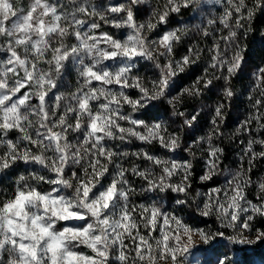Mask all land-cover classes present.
<instances>
[{"label":"snow or ice","instance_id":"snow-or-ice-1","mask_svg":"<svg viewBox=\"0 0 264 264\" xmlns=\"http://www.w3.org/2000/svg\"><path fill=\"white\" fill-rule=\"evenodd\" d=\"M145 3L147 0H28L21 6V0H0V174L21 162L32 166L40 162L47 167L45 153L50 150L59 157L51 161L55 181L51 176L41 177L34 182L35 189L27 192L18 183L10 195L0 198V264H180L179 257L190 252L195 237L200 242L196 251L207 253L217 245L227 248L225 232L197 227L179 214L193 204L192 199L176 196L174 211L151 202L136 203L127 191H121L127 182L125 169L113 165L97 170L98 165L113 160L109 141L101 137L113 123L123 132L118 121L122 109L131 105L141 108L146 116L157 117V122L136 132L144 124L137 118L129 132L146 142L158 140L169 152L175 151L179 141L176 137L166 141L171 133L162 131L157 114L177 109L182 117L185 96H200L215 88L209 75L219 71L225 81H231L243 71L246 46L241 40L252 30L250 22L256 13L264 11V0H218L224 11L208 19L206 27H196L204 37L224 29L227 35L213 36V46L207 49L212 53L210 64L186 85L183 80L191 76L189 69L204 51L199 44L190 45L186 54L176 58L174 49L188 34L187 25L168 27L154 39L145 33L179 24L175 16L198 0H158L150 6L147 19L139 21ZM217 21L221 29L214 28ZM105 24L126 30V36L104 30ZM140 60L150 62L156 70L153 78L138 74ZM69 65L75 67L77 87L66 99L60 86L65 72L72 70ZM253 76L248 98L254 111L235 133L250 131L254 121L257 131L264 129V66ZM129 90H135L136 95H130ZM233 95L231 85L225 87L222 98L211 108L208 133L194 136L187 148L180 149L195 157V147L206 157L202 182L212 181L219 171L224 149L214 141L224 135L228 101ZM187 116L184 145L185 137L198 130L201 112L193 109ZM74 129L80 130V142L87 144L91 175L76 182L75 206L69 209L53 201L71 188L72 181L64 179L66 176L84 174L79 167L73 172L75 161L69 159L77 150L60 147L72 140ZM88 130L94 135L86 137ZM202 144L207 145L206 150ZM254 144L264 145V140L250 139L244 148L240 159L247 157L248 168L241 165L225 184L197 192L191 208L201 217H215L223 229H231L233 234L227 240L233 245L264 243L262 229H255L254 239L244 235L253 230L254 218L264 217V195L253 203L246 194L252 184L248 172L255 159L264 157V151H255ZM137 155L161 170L156 183L147 171L136 169L134 174L143 176L145 184L169 193L191 191L190 160H163L149 151ZM176 173L183 182L166 179ZM54 188L57 191L53 192ZM258 188L264 193V182ZM217 262L235 264L219 257ZM203 264L209 261L205 259Z\"/></svg>","mask_w":264,"mask_h":264},{"label":"trees","instance_id":"trees-1","mask_svg":"<svg viewBox=\"0 0 264 264\" xmlns=\"http://www.w3.org/2000/svg\"><path fill=\"white\" fill-rule=\"evenodd\" d=\"M157 2L158 0H152L153 5ZM191 12L192 9L179 14L178 17L181 16L183 19L188 18L191 15ZM250 26L252 30L241 40V43L246 46L243 71L239 72L231 79V87L233 89L234 95L233 98L228 101L229 106L227 108L224 126L222 128L224 135L222 139L214 141L224 149V155L221 158L219 168L220 175H222V173L228 169L239 170L241 165H243L245 169L248 168L247 157L243 161L240 159V156L243 154V149L239 145L241 135H239V133H235V129L239 127L240 122L244 121L249 116V114L254 111L251 108V102L249 101L248 97L251 93L255 80L252 74L257 70L258 67L264 66V11L256 13L254 19L250 22ZM189 30L191 31H188V34L183 38V42L174 49L176 58L179 59L182 55L186 54L187 48L190 45L199 44L200 48H202L204 51L201 53L197 64L189 69L191 76L183 80L185 85L190 83L197 76L201 75L203 73V69L208 67L211 62L212 53L208 52L207 49L213 46V36L217 38L219 37L214 32L213 35L204 37L198 29L194 31L190 28ZM240 31L242 32L243 30L241 29ZM229 55L231 54L229 53ZM154 71L155 70H153L152 67L148 68L145 66L139 67L137 69L138 74L145 79L153 78L155 75ZM214 84L215 88H213L211 91L205 92L199 99H185L184 104L181 106V111L187 110L188 112H191L193 109H196L201 112L200 123L197 125L198 130L194 133L188 134L185 137V148H187V146L192 143L194 136L206 135L209 131L211 122V108L218 99L222 98L220 89L223 86V81H214ZM132 93L136 95L134 90ZM249 133H251L249 137L252 140H264V129L257 131L255 121L250 126ZM113 145L115 146V144ZM201 148L206 149L207 145L202 144ZM162 149L163 148H161L158 144L148 147V151L152 154H155L156 156V153H160L159 151ZM194 149L196 150V156L193 161L194 166L191 177V193L195 198L196 193L206 186L205 183L200 181V176L204 175L205 172L204 167L206 157L202 158L200 155L201 152L195 147L193 148V151ZM254 149L257 152L264 151V145L254 144ZM192 159L193 158L189 156L188 153H186V160ZM133 160L139 165L143 166L146 162L144 159L141 160V158L131 157L129 158V161H125V164L129 165ZM24 170L25 168H22L20 165H18L15 169H11L0 174V198L8 196L14 191V178ZM248 176L252 180V184L249 185V189L253 190L252 188L257 186L258 181L264 179V157L254 160L251 171L248 172ZM255 222L256 224H253V226L256 227V229L264 230V217L257 218ZM252 252L253 253L250 254L251 256L256 255L260 259H264V243L260 242L257 247L252 250Z\"/></svg>","mask_w":264,"mask_h":264},{"label":"clouds","instance_id":"clouds-1","mask_svg":"<svg viewBox=\"0 0 264 264\" xmlns=\"http://www.w3.org/2000/svg\"><path fill=\"white\" fill-rule=\"evenodd\" d=\"M218 3V0H216ZM239 31V29H237ZM148 33H145V36H147ZM157 50L160 51L159 46L157 45ZM167 59V58H166ZM187 70V69H185ZM223 73H220L219 71L214 72L213 74L209 75L208 79H211L213 81H223V86L220 89L221 95H223L225 87L231 85V81H225L223 79ZM66 99L67 95L64 93ZM200 96H185V99H199ZM165 101L168 100V97H163ZM216 103V102H215ZM215 103L213 106H215ZM123 115L119 118V125L121 128H123V132H120L116 128V124L113 123L111 127H105V131L102 135V139H107L109 141V150L113 153V160L111 162L106 163L105 165L97 166V170H100L101 167H110V166H117L122 167L126 170L125 180L127 181L124 183L121 187V191H127L130 198L133 200L136 197H143L147 201H150L153 204H159L163 207V201H166L169 198L170 194H174L175 196H180L182 198H188L193 200V204L189 206V208H192L195 206V198L192 196L191 191L188 193H179V192H171L167 191L166 189L157 190V188L154 185H147L144 183L143 176H138L134 174L136 169H139L141 172L147 171L149 174V178L158 183L159 178L161 175V170L157 171V167L153 166V164L150 162L146 167L141 168L138 163H136L134 160L130 162L129 165L125 164V161H129V158L135 157V158H141V156L137 155L138 153H144L145 151H148V147L155 146L158 144L161 148L167 149V147H162L158 140H150V141H143L137 138V136L134 133H130L129 129H132L135 127V122L137 118L144 121L143 128L142 129H136V132H142L147 130L149 127H151L153 124L157 122V117L152 116H146L141 108H137L134 106H126V108L122 109ZM184 116H179L177 114V109H172L168 113H165L163 111H160L158 116V122L162 126V131L167 130L171 135L166 136V141L168 139H171L173 137H176L179 141L177 148L175 151H172V153H177L180 151L181 148L184 147L183 144V138L185 135V122L188 120L187 116V110L184 111ZM113 120H116L115 117H113ZM81 128H83V118H82V124ZM79 131L78 129H74V135L75 139H72L70 142H66L64 145L60 146L63 148H67L69 151L71 149H76V153H73L69 156L70 160H74V167L73 172L75 171V168L79 167L83 169V175L80 176H73L69 175L66 176L64 179L72 181V186L70 189H67L66 192H61L60 197L55 198L53 201V204H57V202L62 203L64 206L68 207L69 209L73 208L75 206V191L77 184L76 182L79 180H87L89 176L91 175L88 172L89 167V155L87 151V144L84 142H80L79 137ZM178 133V135H177ZM94 135V133L91 132V130H88L85 132V136ZM139 141L142 142L145 147H133V142ZM115 144V148H112L111 145ZM127 145V146H125ZM206 150V149H205ZM56 151H59V148L56 149ZM188 155L191 156L190 151H187ZM202 157V152L200 153ZM193 159L190 160L192 166L193 161L195 157L191 156ZM163 160H170L171 157L165 158L163 156H160ZM45 159L49 161L47 167H44L40 164V162H36L35 166H32L31 164H25L27 167L24 171H21L15 178H14V190L17 187L18 183L23 184V190L29 191L35 189V183L40 180L41 177L45 176H51L53 181H55V173L52 171V164L51 161L53 159H59L53 151H49L45 153ZM129 175L133 177V179H129ZM135 178H139L140 183L136 184ZM171 183H181L183 182L182 176L179 173L174 174V177L172 178H166ZM201 181V176H200ZM96 183H99L97 180ZM63 186V185H61ZM53 192L57 191V189H52ZM71 192V194H68ZM51 207V206H50ZM35 211V208H33V212ZM61 211H63V208H61ZM53 223H57V221L53 220ZM59 231H62L63 229H58Z\"/></svg>","mask_w":264,"mask_h":264},{"label":"rangeland","instance_id":"rangeland-1","mask_svg":"<svg viewBox=\"0 0 264 264\" xmlns=\"http://www.w3.org/2000/svg\"><path fill=\"white\" fill-rule=\"evenodd\" d=\"M27 2L28 0H21V6L27 4ZM63 2H66V0H63ZM103 2L107 3L108 0H103ZM154 5L152 3V0H147V3H145L142 6L144 11L137 17V19L139 21L146 20L149 14V11H150V6H154ZM191 9H192L191 15L188 18L183 19L181 16L178 17L179 15L175 16V20L179 21L180 22L179 24L173 23L171 25L162 26L159 29V32L148 33V35L154 39L156 38V36H158L168 27H182L184 25H187L188 29L191 28L192 30L196 31L197 25L206 27L208 19L217 18L224 11V5L223 3H216L215 0H198V3L194 4L191 7ZM191 9H188L187 11H190ZM103 28L106 31L114 33L117 37H124L127 34L126 30L115 29L110 24L103 25ZM214 28L221 29L222 25H220L219 22L217 21V24L214 26ZM214 33H216L217 36H220L222 34H227V29H224L223 32L214 31ZM161 62L163 63L164 61L162 60ZM142 65L145 67L151 68L150 62L140 60L137 62V69L139 67H142ZM45 67H47V65H45ZM69 67H71L72 70L70 73L65 72L63 80L61 82V86H60V91L65 93L67 97H70V94L74 92L77 87V76H76L75 67L73 65H69ZM152 69L155 70L154 68ZM155 72L156 70L154 71V73ZM132 92L133 90H129V94L132 96H135ZM239 135H241L239 145L244 150L248 141L251 139L249 137L251 133H249V131H243L239 133ZM13 138L15 137L13 136ZM72 139H75V135H73ZM133 147H136V148L145 147V145L142 142L134 141ZM194 151L196 150L194 149ZM159 152L160 153H156L157 156H163L165 158L171 157L172 159H176V160H186L187 151H184V150L183 151L180 150L179 152L175 154L172 152H169L166 149H162ZM141 160L143 159L141 158ZM149 163H150L149 161H146L145 165L144 166L140 165V167L144 168ZM19 165L25 169L27 167L26 165L23 164V162H21ZM157 171H159V168H157ZM204 171H206L205 167H204ZM236 171H237L236 169H228L224 173H222V175H220L218 171L212 181L203 182L205 183L206 186H204L203 189H200V191L198 192H205L207 191L209 187L220 186V185L225 184L228 180L232 178V174H234ZM129 179H133V177L129 175ZM135 180H136V184L140 183L139 178H135ZM260 182H264V179H262L261 181H258L257 186H255V188H252L253 190H250L249 187L246 190L247 198L251 200L253 203H258L259 202L258 197L261 195H264V193H261L258 188V184ZM44 187L48 188L47 185H45ZM175 198L176 196L174 194H170L169 198L166 201L162 202L163 208L168 211H174L177 208V206L174 204ZM195 198L197 197L195 196ZM133 201L136 203H150V201H147L143 197H136L135 199H133ZM179 214L184 216L185 219H187L190 224H194L197 227H200V228L208 227V228H211L213 232H215L217 229H219L222 232H225L224 244H227V248H224L222 245H217L215 249L209 250L207 253H202V252L196 251V249L199 247L200 242H199V238L195 237L196 243L191 248L190 252L179 257L180 264H203V261L205 259L209 261V264H213V262H217V257H219V260H227L229 262L234 261L235 264H264V259H260L256 255H253V256L250 255L251 253H253L252 250L255 247H257V245L260 243L259 241H257L255 244H252V245H233L231 242L227 240V236L233 234L232 230L223 229L220 223L215 219V217H201L198 212L193 211L191 208H188L187 206H185L183 211H181ZM257 218H259V216L254 218V220L252 221V224H256L255 221ZM255 229L256 227L253 226V230L250 232H245L244 235L249 238L254 239L256 236ZM238 248H242L244 250L237 251ZM84 251L87 252L88 250L84 249Z\"/></svg>","mask_w":264,"mask_h":264}]
</instances>
